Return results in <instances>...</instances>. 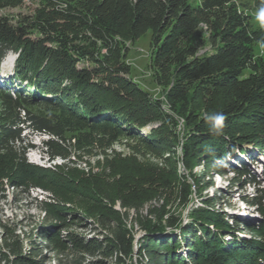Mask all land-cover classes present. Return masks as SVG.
Here are the masks:
<instances>
[{"label":"trees","instance_id":"16d2710c","mask_svg":"<svg viewBox=\"0 0 264 264\" xmlns=\"http://www.w3.org/2000/svg\"><path fill=\"white\" fill-rule=\"evenodd\" d=\"M23 1L0 0V12ZM37 1L39 9L30 16L0 15V64L13 53L11 82L19 92H29H7L10 82L0 90V172L26 167L25 154L33 146L22 136L25 126L49 136L44 147L59 159L63 154H52L59 142L80 150L95 146L98 137L115 141L127 132L153 149L167 151L179 143L176 114L187 127L182 145L186 170L206 167L209 159L220 171L227 155L245 154L247 146L264 148V27L255 18L264 0ZM198 30L206 40H191ZM147 32L152 35L154 78L166 86L162 99H152L133 83L125 62L124 45ZM205 44L211 52L198 55ZM213 112L226 117L219 136L209 131L204 118ZM144 129L145 136L140 134ZM28 173L38 174L35 169ZM231 173L260 186L244 165ZM261 178L264 186V170ZM87 184L96 208L78 211L57 201L46 221L48 230L37 237L49 253L53 242H67L92 258L88 264H126L135 252V238L125 218L155 198L133 184L112 200L96 182ZM189 196L186 185L179 192L182 204ZM115 202L123 213L114 209ZM191 212V223L178 237L166 229L176 221L167 219L164 205L149 211L153 224L138 222L144 231L136 250L141 264H223L224 256L236 259L237 252L223 250L222 235L208 228L224 226L220 215L202 208ZM72 226H83L93 235L60 236ZM40 248L30 242L24 250L16 241L11 259L0 253V264H46L49 259ZM252 251L251 257L257 249Z\"/></svg>","mask_w":264,"mask_h":264},{"label":"rangeland","instance_id":"374dc122","mask_svg":"<svg viewBox=\"0 0 264 264\" xmlns=\"http://www.w3.org/2000/svg\"><path fill=\"white\" fill-rule=\"evenodd\" d=\"M39 6L37 0H25L17 8L0 12V15L26 17L32 15ZM151 37V33L147 32L136 42L126 43L125 62L130 69L131 81L152 99H162L166 86L154 78L151 68ZM198 38L206 40L204 31L198 30L191 40L196 41ZM210 52V45L205 44L198 55ZM13 56V53H7L4 67H0L2 82H10L11 85L6 87L9 93L29 94L27 91L19 92L20 87L10 80L12 70L7 65ZM173 117L178 121L179 143H173L167 151L153 149L139 140V137H134L135 134L127 132L115 141L110 137H98V143L95 142L97 146L80 150L72 149L67 142H59L54 146L52 154L61 153L64 159L53 157L47 152L44 142L49 140V136L38 134L26 126L21 127L23 138L33 149L25 154L26 167L0 172V253L11 259V249L16 241L21 242L24 250L28 249L31 242L42 247V254L49 259L46 264L91 262L92 258L81 254L67 242L65 245L53 242L51 249L54 251L49 253L37 234L48 230L46 221L53 216V205L57 201L78 211L94 210L98 203L87 183L96 182L112 200H116L118 193L133 184L141 186V189L155 198L141 212H129L125 218L127 228L135 238V252L126 260V264H141L136 251L144 235L140 223L147 226L153 224L154 217L149 211L160 205L166 207L167 219L172 217L176 221L173 228H166L172 237H178L181 228L191 223L193 209L202 208L205 213L220 215L224 226L208 228L215 235H222L225 246L223 250L227 254L237 252L233 262L224 256L223 264H254L256 261V264H264V186L261 178L264 148L257 150L247 146L245 154L233 152L227 155L225 162L221 163L220 171L214 170L209 159L206 167L196 165L186 170L183 166L182 145L187 141V127L177 114ZM147 132L144 129L140 134L145 136ZM241 165L246 166L248 177L254 176L260 186L248 183L249 178L240 173H231L232 168H240ZM29 169H35L37 177H31ZM186 185L190 187V196L185 205L179 199V192ZM114 209L123 213L118 202H115ZM83 228L72 226L60 236H66L67 233L93 235L90 229ZM254 249H257L256 255L251 257L250 253Z\"/></svg>","mask_w":264,"mask_h":264},{"label":"clouds","instance_id":"9594fccd","mask_svg":"<svg viewBox=\"0 0 264 264\" xmlns=\"http://www.w3.org/2000/svg\"><path fill=\"white\" fill-rule=\"evenodd\" d=\"M255 18L261 27H264V5H262L256 12ZM261 46L264 47V41H261ZM205 121L209 125V131L216 135H222L224 131V121L226 119L222 112H213L211 114L205 113Z\"/></svg>","mask_w":264,"mask_h":264}]
</instances>
